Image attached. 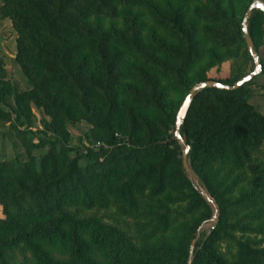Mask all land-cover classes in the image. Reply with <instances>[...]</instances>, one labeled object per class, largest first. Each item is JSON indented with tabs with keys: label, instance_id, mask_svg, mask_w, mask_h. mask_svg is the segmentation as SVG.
I'll use <instances>...</instances> for the list:
<instances>
[{
	"label": "trees",
	"instance_id": "trees-1",
	"mask_svg": "<svg viewBox=\"0 0 264 264\" xmlns=\"http://www.w3.org/2000/svg\"><path fill=\"white\" fill-rule=\"evenodd\" d=\"M251 2L0 0L29 85L18 92L0 63V101L15 102L11 127L26 154L0 159V264H188L214 213L200 189L218 215L191 264H264L260 241L245 237L264 232V114L249 100L256 76L195 94L180 134L196 182L174 133L195 83L232 84L250 72L240 58L254 65L242 32ZM247 29L262 66L261 10ZM227 60L229 78L208 75ZM30 103L43 110L36 140ZM0 117L12 119L1 107ZM80 120L90 127L71 145L68 125ZM248 167L259 173L252 182Z\"/></svg>",
	"mask_w": 264,
	"mask_h": 264
},
{
	"label": "rangeland",
	"instance_id": "rangeland-1",
	"mask_svg": "<svg viewBox=\"0 0 264 264\" xmlns=\"http://www.w3.org/2000/svg\"><path fill=\"white\" fill-rule=\"evenodd\" d=\"M16 39L17 34L15 29L13 28L11 24V20L9 18H4L0 15V63L2 68L5 71V79L18 91H26L29 89V85L25 79V76L23 75V72L21 71V68L19 64L16 61V53H17V47H16ZM261 59L263 60L262 63V72L257 75L253 81L250 84V88L252 90V95L250 97V102L254 104L259 111L264 114V44L259 48ZM242 61L246 63V70L252 71L254 69V65L251 66V63H248L247 56H243V58H240ZM239 61L241 62V60ZM238 60V59H237ZM229 61V62H228ZM230 62L231 60H227L226 62L212 67L208 71V75L215 78H221V79H227L229 78V70H230ZM247 74V73H246ZM0 107L4 111H8L11 113V120H7L4 117H0V159L2 160H9L13 159L15 157H18L20 160H24L26 158V154L24 151V148L20 142V140L17 138L13 128L11 127V124H17L15 121L16 114L14 113V110H16L15 102L13 101L12 97H8V105L3 104L0 101ZM30 107V113H31V119H32V126L30 127L31 133L30 136H32L35 140L37 139L38 135L35 134V131L38 129H42V123L40 121L42 117V109H37L33 103L29 104ZM20 120H24V118L21 116ZM90 125L83 120L80 121H74L70 125H68V130L70 132V140L69 143L71 145H76L79 143V138L83 137V134L88 130ZM86 142V140H84ZM180 144V143H179ZM182 151L181 154L183 155L184 147L181 145ZM44 150H42L43 152ZM188 153L186 155V161L188 165V170L185 171L188 173L189 177L196 182V177L194 176L190 165L188 161ZM261 165H259L261 168V171H263L264 174V159H261ZM184 167V166H183ZM250 167L247 169L246 177L247 179L252 180L257 179L259 176V173H251ZM196 179V180H195ZM197 187H200L198 184ZM200 193L208 200L210 201V205L212 206L214 213L210 220L206 222L202 229L201 234L202 236H206L209 234L211 229L214 227L216 221H217V215L215 216L216 207L214 202L211 200L209 195L205 192V190L200 189ZM207 194L208 197H206ZM97 214L98 216H101L103 220L107 222L112 221V216L110 215L111 212L108 210H92L88 212V214ZM0 215H1V208H0ZM239 236L240 234L237 233ZM245 237L248 238H254L257 239L259 242L260 247H264V232H249L246 233ZM228 243L222 242L220 243V249L221 251H225V248Z\"/></svg>",
	"mask_w": 264,
	"mask_h": 264
},
{
	"label": "water",
	"instance_id": "water-1",
	"mask_svg": "<svg viewBox=\"0 0 264 264\" xmlns=\"http://www.w3.org/2000/svg\"><path fill=\"white\" fill-rule=\"evenodd\" d=\"M254 9L261 10L264 13V0H252L250 5L246 9L244 18L242 20L243 37H244L245 42H246L247 50H248V52H249V54L253 60L254 69L252 71L248 72L247 74H245L244 76L240 77L238 80H236L232 84L219 82V81H216L214 79H208L205 81H200V82L195 83L191 87V89L189 90L188 94L186 95L185 99L183 100V102H182V104H181V106L177 112L174 133H175V137L178 140V142L181 145H183V147H184V151H183V155H182V162H183V166L186 170L189 169L188 165H187V161H186V155H187V152L189 150V146L185 144V141H184L182 135L180 134V127L184 123L187 111L191 105V102H192L195 94L204 88H217V89H221V90H234V89L242 86L243 84L249 82L255 76L259 75L262 72V66H261V63L259 61L257 51L254 47L253 41H252V39L248 33V29H247V22H248V20L251 16V13ZM204 195H206V197H208L206 193ZM216 215H217V211L215 212V216ZM202 227H203V225L200 226V228L197 231L196 237L192 240V242L190 244L188 264H191V260L193 257V251L195 248V243H196L197 239L200 237Z\"/></svg>",
	"mask_w": 264,
	"mask_h": 264
}]
</instances>
